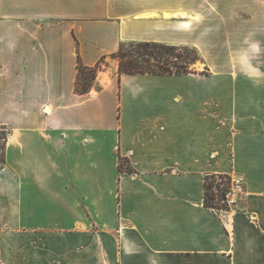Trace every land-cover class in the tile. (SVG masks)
Segmentation results:
<instances>
[{
  "label": "crops",
  "instance_id": "crops-1",
  "mask_svg": "<svg viewBox=\"0 0 264 264\" xmlns=\"http://www.w3.org/2000/svg\"><path fill=\"white\" fill-rule=\"evenodd\" d=\"M127 42L201 61L120 75ZM4 134L0 264H264V0H0Z\"/></svg>",
  "mask_w": 264,
  "mask_h": 264
},
{
  "label": "trees",
  "instance_id": "trees-1",
  "mask_svg": "<svg viewBox=\"0 0 264 264\" xmlns=\"http://www.w3.org/2000/svg\"><path fill=\"white\" fill-rule=\"evenodd\" d=\"M190 50L188 46H172L156 42H127L120 46L119 51L114 57L119 62L120 75L124 73H153V74H188L193 72L190 65L198 55L196 48H192L193 56L185 54ZM105 58L93 67L84 66L79 60L78 78L76 90L80 93L90 91L94 86L97 72L106 64ZM126 160L120 157L119 168H125ZM127 168L131 170L128 166ZM213 180V182H209ZM220 180V182L218 181ZM231 176L212 175L206 178L205 182V205L214 208V205L208 202V199L216 198L215 188L220 191L224 197L230 185ZM220 209H230L229 207Z\"/></svg>",
  "mask_w": 264,
  "mask_h": 264
},
{
  "label": "rangeland",
  "instance_id": "rangeland-1",
  "mask_svg": "<svg viewBox=\"0 0 264 264\" xmlns=\"http://www.w3.org/2000/svg\"><path fill=\"white\" fill-rule=\"evenodd\" d=\"M189 48H190V50L185 51V54H189V55L193 56L194 54L191 52L192 47H189ZM113 58L116 59L114 56H113ZM200 61H201V57H200V55L198 53V55L194 59L193 63H191V65H190V68H191V70H193V72L195 71L194 70L195 64L200 62ZM105 62L107 63V60H105ZM4 139H8V134H4L3 136L0 135V159H2V156H3V146H4V143H5ZM124 166L126 167V166H128V164L124 163ZM231 180H232V177H231ZM218 181L220 182V180H218ZM209 182H213V180H209ZM215 192L217 193L216 194V198L214 200L208 199V202L213 204L215 209H220L219 207H221V208L229 207L226 203L222 202L223 196L220 194V191H215Z\"/></svg>",
  "mask_w": 264,
  "mask_h": 264
},
{
  "label": "built area",
  "instance_id": "built-area-1",
  "mask_svg": "<svg viewBox=\"0 0 264 264\" xmlns=\"http://www.w3.org/2000/svg\"><path fill=\"white\" fill-rule=\"evenodd\" d=\"M9 136L10 134H8V138ZM215 191H218V189L215 188ZM242 192H243L242 184L239 181L232 179L225 193V196L223 197L222 202L226 203L231 208L235 206L237 203L236 196Z\"/></svg>",
  "mask_w": 264,
  "mask_h": 264
}]
</instances>
